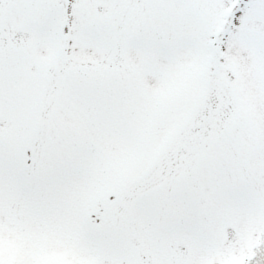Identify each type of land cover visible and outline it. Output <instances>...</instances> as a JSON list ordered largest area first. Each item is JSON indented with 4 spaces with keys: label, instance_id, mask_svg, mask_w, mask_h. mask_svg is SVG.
I'll return each instance as SVG.
<instances>
[{
    "label": "snow or ice",
    "instance_id": "6c2138e0",
    "mask_svg": "<svg viewBox=\"0 0 264 264\" xmlns=\"http://www.w3.org/2000/svg\"><path fill=\"white\" fill-rule=\"evenodd\" d=\"M0 264H264V0H0Z\"/></svg>",
    "mask_w": 264,
    "mask_h": 264
}]
</instances>
